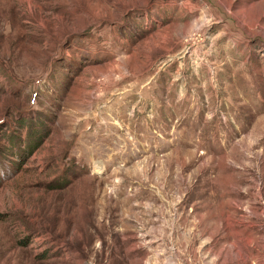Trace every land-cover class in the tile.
Here are the masks:
<instances>
[{
	"label": "rangeland",
	"instance_id": "rangeland-1",
	"mask_svg": "<svg viewBox=\"0 0 264 264\" xmlns=\"http://www.w3.org/2000/svg\"><path fill=\"white\" fill-rule=\"evenodd\" d=\"M0 264H264V0H0Z\"/></svg>",
	"mask_w": 264,
	"mask_h": 264
}]
</instances>
